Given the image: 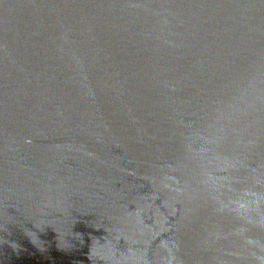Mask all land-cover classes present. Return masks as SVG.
Masks as SVG:
<instances>
[{"label": "water", "instance_id": "water-1", "mask_svg": "<svg viewBox=\"0 0 264 264\" xmlns=\"http://www.w3.org/2000/svg\"><path fill=\"white\" fill-rule=\"evenodd\" d=\"M0 264H264V0H0Z\"/></svg>", "mask_w": 264, "mask_h": 264}]
</instances>
